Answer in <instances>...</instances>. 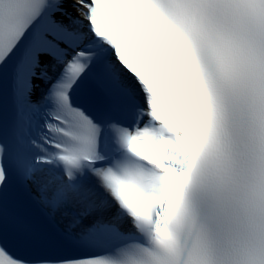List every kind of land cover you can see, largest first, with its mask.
I'll use <instances>...</instances> for the list:
<instances>
[{
	"label": "snow or ice",
	"instance_id": "1",
	"mask_svg": "<svg viewBox=\"0 0 264 264\" xmlns=\"http://www.w3.org/2000/svg\"><path fill=\"white\" fill-rule=\"evenodd\" d=\"M0 264H264V0H0Z\"/></svg>",
	"mask_w": 264,
	"mask_h": 264
}]
</instances>
